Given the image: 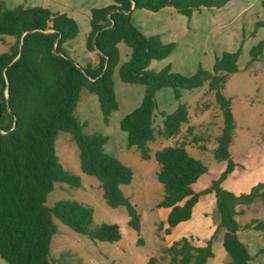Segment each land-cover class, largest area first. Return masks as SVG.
Segmentation results:
<instances>
[{
	"label": "trees",
	"instance_id": "1",
	"mask_svg": "<svg viewBox=\"0 0 264 264\" xmlns=\"http://www.w3.org/2000/svg\"><path fill=\"white\" fill-rule=\"evenodd\" d=\"M232 1L112 0L111 5L93 8L86 47L99 53L101 64L97 69L78 66L66 53L64 45L80 35L79 24L68 14L22 5L8 9L4 2L0 3V41L8 46L0 53V258L7 264H53L51 246L58 233L55 219L94 242L116 243L122 239L117 225H94L90 206L71 200L53 207L47 205L56 184L82 187L81 178L66 171L60 162L56 142L61 132L72 135L81 170L99 180L107 205L113 209L125 207L129 226L140 231L141 217L122 191L123 186L132 183L133 170L106 151L108 136L85 133L88 124L82 123L76 112L87 91L97 97L103 121L109 125L112 114L120 107L114 80L118 70L122 83L145 87L141 105L123 118L120 127L127 134V149L137 150L144 161L154 156L159 164L157 179L164 196L158 207L173 210L171 227L192 217V209L202 194L214 193L216 197L220 220L211 239L203 247L186 239L178 242L183 257H173L171 264H210L215 255L213 241L220 231H224L223 248L231 258L228 264H251L253 256L239 233L262 231L264 225L252 222L242 228L236 217L242 213L240 206L264 201V183L241 196L223 187L236 167L230 152L235 131L232 101L223 91L229 76L239 72V52L217 57L213 73L200 68L195 75L185 76L173 72L171 65L153 71L151 63L168 59L176 44H165L159 35L145 36L132 21L135 10L158 13L166 8L190 21L195 13L219 10ZM263 26L264 21L256 25ZM7 37L13 42H8ZM121 44L131 51L123 64ZM263 49L264 41L251 51V62L258 60ZM206 83L210 91L216 92L224 118L214 159L227 163V168L209 189L197 194L193 187L208 168L189 154L188 141L201 151L207 148L199 145L204 138L195 132L196 126L190 125L189 108L181 99L184 91H194ZM163 89H172L179 102L171 114L158 110L157 95ZM159 118L162 126H158ZM183 125H188L183 139L152 156L150 144L158 139L179 138ZM149 264H157V260L152 258Z\"/></svg>",
	"mask_w": 264,
	"mask_h": 264
},
{
	"label": "rangeland",
	"instance_id": "2",
	"mask_svg": "<svg viewBox=\"0 0 264 264\" xmlns=\"http://www.w3.org/2000/svg\"><path fill=\"white\" fill-rule=\"evenodd\" d=\"M1 2H4L8 9L22 5L26 8L44 7L53 12L68 13L80 25L76 49L78 63H81L85 56L81 55L79 47L81 38L90 28L91 9L112 4L111 0H0ZM263 5L264 0H234L227 4L225 9L204 10L203 16L194 18L190 23H187L185 17H179L176 11L169 10L171 8H166L163 13L142 10L137 11V14L143 16H136L134 22L141 21L146 27L144 31L150 30L148 28H151L153 23L156 31L166 33L167 39L176 44L175 51L166 62L155 63L158 69L165 63H171L173 72L185 76L195 75L200 68L213 73L217 57H222L224 53L239 52V72L229 76L223 91V95L232 101L235 131L230 152L236 164L224 188L237 196L248 194L255 186L264 183V49L258 60L251 62V51L264 41V26L256 27L258 22L264 21ZM170 11L176 14L179 20L183 18L185 25L182 26L176 19H169V16L165 18V13ZM6 39L10 43L13 42V38ZM7 47L0 41V53H4ZM121 50V60L126 61L127 56L123 50H130L125 45L121 46ZM115 78L120 107L112 114L109 125L103 121L97 97L87 91L81 96L77 116L82 123L88 124L85 133L108 136L106 151L133 170L132 183L123 186L122 191L131 199L139 213L141 229L138 232L129 226L130 217L125 207L113 209L107 205L99 180L82 172L79 150L72 135L61 132L56 142L60 162L66 171L81 178L82 187L56 184L55 190L48 197L47 205L53 207L60 201L71 200L90 206L94 210V225H117L122 239L116 243L94 242L88 236L76 233L55 219L58 233L54 236L51 246L53 264H149L152 258L157 260V264H171L173 257H183L182 247L178 242L186 239L199 247L204 243V239L210 238L220 220L215 194H202L227 168V163L214 159L217 138L224 128V118L216 92L210 91L209 83L194 91L183 92L181 103L189 108L190 125H195L196 130L198 129L195 132L204 138L199 145L207 148L206 151H201L197 145L188 141L187 150L192 157L207 166L208 173L193 187L197 194H202L193 217L178 223L176 227H171L170 215L173 210L158 207L163 199L164 189L157 179L160 166L153 155L156 151L182 140L188 125H183L179 138L159 139L151 144L152 159L142 160L137 150L127 149V134L121 130L120 123L126 115L141 105L138 103L143 98L138 95H142L143 90L145 92V87L122 83L118 70ZM165 90L157 98L158 104L161 105L158 110L171 113L179 102H175L173 96L169 102L170 95L165 92L173 90ZM160 122L159 119L158 126ZM245 210L244 215L237 217L240 225H247L254 220L264 223L263 201H257ZM223 236L224 231H220L214 239L215 257L210 264H227L230 261L223 248ZM242 241L250 242L248 245L252 253L259 251L264 247V230L244 232ZM191 254L193 257L194 252ZM0 264L7 262L0 258Z\"/></svg>",
	"mask_w": 264,
	"mask_h": 264
},
{
	"label": "crops",
	"instance_id": "3",
	"mask_svg": "<svg viewBox=\"0 0 264 264\" xmlns=\"http://www.w3.org/2000/svg\"><path fill=\"white\" fill-rule=\"evenodd\" d=\"M112 1V0H111ZM234 1V0H233ZM111 5V4H110ZM106 6H108V5H106ZM106 6H102V7H106ZM102 7H98V8H102ZM226 7V6H225ZM95 8V7H94ZM50 9V8H49ZM167 9H169V8H167ZM167 9H163L162 11H160V12H158V13H163V11H166ZM223 9V8H222ZM225 9V8H224ZM92 10V9H91ZM169 10H171V11H175V10H173V9H169ZM220 10V9H219ZM137 11H142V10H135L134 12H133V14H132V21H133V23L135 22V17L136 16H143L142 14L141 15H138L137 13ZM145 11V10H144ZM168 12V14L167 13H165V18H166V16L168 17L169 16V19H171V20H174V19H176L177 20V22H179V23H181L182 24V26H183V24L185 25V20L184 21H182L183 20V18H181L182 20H179L178 19V16H176V14H174L173 12ZM58 13H63V12H58ZM66 14H68V13H66ZM69 15V14H68ZM180 15V14H179ZM204 15V10L202 11V12H200V13H195L194 15H193V17H192V19L189 21L185 16H183V15H180L179 17H185L186 19H187V23H190L194 18H196V17H200V16H203ZM70 16V15H69ZM71 17V16H70ZM90 17H91V15H90ZM159 19H161V18H159ZM141 21H139V20H137V22L136 23H134V25L135 26H137L142 32H143V34L145 35V36H147V37H150V36H155V35H159V36H161V38H162V41L165 43V44H170L172 41H169L170 39H167V35H166V33H159V31H156V29H155V27H154V25H153V23H152V26H151V28H148V29H150V30H147V31H144L145 29L144 28H146V27H144L141 23H140ZM80 26V25H79ZM89 26H90V20H89ZM90 29H91V27L89 28V30H87L85 33H84V37H82L81 38V40H80V47H79V50H80V52H81V55H85L84 56V58H82L81 59V63H78L76 60H79V59H77L78 58V51L76 50L77 49V45H78V42H77V38L79 37H77L76 39H74V40H72V41H69L68 43H66L65 45H64V49H65V51H66V53L69 55V57L70 58H72L75 62H76V64H78V66H80V67H83V68H86V67H88V66H90L91 68H93V69H97L99 66H100V64H101V58H100V56H99V53L96 51V52H90V51H88L87 50V47H86V38H87V36H88V34H89V32H90ZM183 30V29H182ZM184 31H185V29H184ZM123 44H121V45H119V49H120V53L122 52V50H121V46H122ZM127 47V46H126ZM123 52H125V54H126V56H127V59H126V61H122L121 60V62H120V64H123V63H125V62H127L128 60H129V58H130V54H131V51L129 52L128 50H123ZM122 54V53H121ZM167 61V59L166 60H164V61H153L152 63H151V65H150V69L151 70H153V71H157V72H159V71H161L162 69H164L166 66H168V65H171L172 66V64L171 63H165V64H163L161 67H160V69H158L157 68V65H155V63H158V62H166ZM172 70H173V66H172ZM119 75V74H118ZM120 79V78H119ZM114 80H115V88H116V86H117V83H116V78L114 77ZM121 81V80H120ZM140 86V85H139ZM163 91H166L165 89H163V90H161L159 93H158V95H157V98H159V95H161V93H163ZM117 92V91H116ZM184 92H191V91H184ZM143 93H144V90L142 91V95H138V97L140 96L141 98H143L144 97V95H143ZM165 93H168V94H166V95H170L169 96V102H171V96H173V99H174V101L175 102H177L176 101V99H175V95H174V92H165ZM170 93V94H169ZM88 96H90V95H88ZM91 97V96H90ZM141 101H139L140 103H138V104H141V102H142V100L143 99H140ZM80 102H81V100H80ZM158 102V101H157ZM179 105V104H178ZM159 106H161V105H159L158 104V107ZM177 107L178 106H176L173 110L175 111L176 109H177ZM78 108H79V105H78ZM78 108H77V111H78ZM161 108V107H160ZM76 111V112H77ZM173 111V112H174ZM159 112H165V113H167L166 111H164V110H161V109H159ZM173 112H171V113H173ZM171 113H168V114H171ZM160 119V126H162V120H161V118H159ZM158 119V120H159ZM158 122V121H157ZM193 126H195V125H193ZM198 130V129H197ZM197 130H196V132H197ZM159 140V139H158ZM151 145V144H150ZM107 146V145H106ZM128 150H131V149H128ZM118 158V157H117ZM119 159V158H118ZM203 177V176H202ZM200 180V179H199ZM198 183V182H197ZM196 183V184H197ZM226 183H227V181L223 184V187L226 185ZM195 184V185H196ZM194 185V186H195ZM261 199H259V200H257V201H260ZM257 201H255L254 203H256ZM261 201H263V200H261ZM264 202V201H263ZM253 203V204H254ZM253 204H251V205H253ZM251 205H249V206H244V205H242V206H240L239 208H238V210L239 211H242V213L241 214H239L238 216H241V215H244L245 214V212H246V210H245V208H249ZM197 208H198V206H197V204H196V206L192 209V217H193V215H194V211L195 210H197ZM200 213H201V211H200ZM237 216V217H238ZM191 217V218H192ZM236 217V219H238ZM238 221V220H237ZM252 222H257V223H262V222H259V221H257V220H254V221H252ZM251 222V223H252ZM218 224H219V222H218ZM240 224V223H239ZM250 224V223H249ZM248 225V224H247ZM263 225H264V223H263ZM242 228L244 227V226H246V225H244V226H242V225H240ZM216 229H217V226H216ZM216 229H214V231H213V233H212V235L210 236V238H207V239H204V243H202L201 245H199V247H203L204 245H206V243L211 239V237L213 236V234L215 233V231H216ZM263 230H264V228H263ZM262 230V231H263ZM248 231H256V230H248ZM244 232H247V231H241L240 233H239V237H240V240L242 241V234L244 233ZM218 235V234H217ZM247 247H248V250H249V253L251 254V256H253V260H252V262H251V264H264V253H260V250L259 251H256V252H251V249H250V245H248V244H250V242L249 241H242ZM213 243H214V241H213ZM198 246V245H197ZM264 248V247H263ZM262 248V249H263ZM213 250H214V244H213ZM215 254V253H214ZM214 257H215V255H214ZM230 257V256H229ZM212 260V259H211ZM210 260V261H211ZM231 262V258H230V261H228V263H230ZM210 263V262H209ZM227 263V264H228Z\"/></svg>",
	"mask_w": 264,
	"mask_h": 264
}]
</instances>
